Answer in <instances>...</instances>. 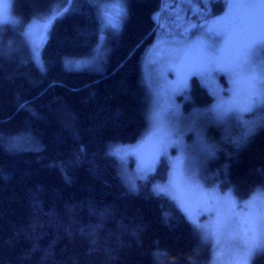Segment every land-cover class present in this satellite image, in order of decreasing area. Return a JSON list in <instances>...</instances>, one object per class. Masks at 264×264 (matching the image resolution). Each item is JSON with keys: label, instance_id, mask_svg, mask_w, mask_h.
Masks as SVG:
<instances>
[{"label": "trees", "instance_id": "1", "mask_svg": "<svg viewBox=\"0 0 264 264\" xmlns=\"http://www.w3.org/2000/svg\"><path fill=\"white\" fill-rule=\"evenodd\" d=\"M171 1L197 25L226 10L223 0H123L119 29L104 30L107 0H11L13 20L0 26V264H211L210 244L153 191L170 172L166 156L141 178L133 160L109 155L148 128L141 60ZM58 2L68 11L29 44L25 23ZM85 58L93 68L66 65ZM177 100L197 127L185 142L196 145L202 182L237 199L263 188L264 127L242 135L243 122L264 112L212 122L216 97L198 76ZM21 136L32 146L9 144ZM157 251L166 255L157 260ZM252 263L264 264V249Z\"/></svg>", "mask_w": 264, "mask_h": 264}, {"label": "snow or ice", "instance_id": "2", "mask_svg": "<svg viewBox=\"0 0 264 264\" xmlns=\"http://www.w3.org/2000/svg\"><path fill=\"white\" fill-rule=\"evenodd\" d=\"M71 3L72 0H67ZM226 11L219 18L212 19L210 24L203 26L204 37L190 44L174 46L170 54L179 59L178 72L206 75L210 72H224L231 84V98L219 101L211 109L214 118L242 119L244 113L264 112V62L255 66V50L264 54V0H223ZM123 0H107L105 7L99 10L102 24L105 28L118 30L126 9L122 7ZM65 12L68 9L64 10ZM63 13H54L45 24L48 28ZM211 15V14H210ZM9 17L0 13V26L9 23ZM215 37L222 40L223 45L217 51L208 44L207 39ZM195 53V55H193ZM186 75L181 76V83L186 82ZM246 97V102L241 97ZM153 130L133 146L113 147L109 155L123 160L129 154L139 159L137 172L146 177L154 171L156 159L162 151L165 135L161 125L160 113L153 114ZM257 126L264 127V115L243 122L242 139L252 135ZM152 145L151 155H145L146 145ZM185 162L178 161L173 165V173L166 185H156L153 191L157 195L169 198L186 218L200 232L203 239L214 241L213 264H225V253L221 250L222 242L227 241V264H241L239 254L232 252L237 242L251 248L264 246V188H257L249 200L243 205L246 215L229 216L227 219L217 213V218L211 224H199L196 213L187 201V193L195 188L199 190L197 174L191 171L185 174ZM130 191H136L134 182L128 181ZM205 195L212 197L211 193ZM159 260L166 255L160 251L153 253Z\"/></svg>", "mask_w": 264, "mask_h": 264}, {"label": "rangeland", "instance_id": "3", "mask_svg": "<svg viewBox=\"0 0 264 264\" xmlns=\"http://www.w3.org/2000/svg\"><path fill=\"white\" fill-rule=\"evenodd\" d=\"M179 1L189 3V0ZM106 4L107 2L104 3L103 7H105ZM65 7V2H58L43 15L35 17L33 20H28L25 23L24 33H27V35H33L27 38L29 41L28 43L36 44L42 29L44 28V31H46L45 24L47 23L48 19L54 13L63 12ZM198 12L201 13V11H198V6L195 5L193 7L192 13L199 14ZM0 13H3L13 20L11 12V0H0ZM223 13L214 19L219 18L223 15ZM158 18L161 19L158 36L144 52L141 60L143 81L151 97L148 128L134 144H117L113 147L136 145L145 137L147 133L153 130V114L160 113L161 125L164 129V132H162L161 135H164V133H171V135H165L162 151H160L156 159V163L160 156L165 155L169 164L170 172L164 182L156 183L154 186L166 185L172 176L173 165L178 161L183 160L185 162V174L187 175L188 171L196 173L197 181L200 185L199 190L193 188L187 193V201L192 203V210L194 213H196L195 218L199 224H211L214 220H216L217 213H219L225 219H227L229 216L246 215L247 210L243 208V205L249 200L250 196L255 190L247 196L237 199L230 189L221 190L217 185L209 186L202 182L195 165L194 152L196 151V145L193 144L194 146H191L188 144V142H185L186 139L188 140L187 135L190 136L191 133H195V131H197V127L195 126V122L192 118L182 114L180 116V114L175 111V109L178 111L179 107L181 109V104L177 100V97L187 89L189 80L192 76H198L201 81L205 83L210 92L216 97L212 107L221 100L228 101L231 98V84L226 73L214 71L203 76L197 73L187 74L186 71L184 73H180L177 70L179 66V59L170 54L174 46L190 44L193 41L204 37V31H202V28L203 26L210 24L212 20L210 22H203L197 25L192 21L193 18L185 15L178 2L172 1L164 3L162 11L158 14ZM102 26L104 30L108 29L105 28L103 24ZM207 42L212 46L213 49L217 51L223 45V41L217 40L215 37L207 39ZM100 48L101 45L95 49L96 51L94 56L98 55ZM193 55H195V53H193ZM250 55H254L256 67H260L261 63L264 62V54H262L259 49L255 50L254 54ZM91 59L92 58L78 59L70 61V63L67 62L66 65L74 68L87 67L90 69L94 67ZM182 75H186L187 77L185 83H181ZM241 101L242 103L246 102V97L242 96ZM204 110L206 111L207 109ZM211 121L215 123V118L213 117V120ZM22 137L23 136L10 138L8 142L14 147L24 146L23 148H27L29 145V147H31L32 145L30 142ZM27 138L30 141V138ZM113 147H110L109 151ZM190 147H192L191 154L189 149ZM151 152L152 145H146L144 149L145 155H151ZM128 159L133 160V168L135 171H137L139 164L138 157L136 155L129 154L128 156L124 157L123 161L127 162ZM120 165L119 172L121 173L125 164ZM206 193H211L213 198L205 195ZM198 233L203 241H206L210 244L212 249L210 263L213 264L215 253L214 241L211 239H203L199 230ZM226 244L227 241H224L221 245V250L225 253V264H227L228 260V248L226 247ZM248 247L249 246L237 242L236 246L232 248V252L239 254L241 257V264H253L252 262L254 257L258 254V252L264 249V246H261L251 248L249 251Z\"/></svg>", "mask_w": 264, "mask_h": 264}]
</instances>
